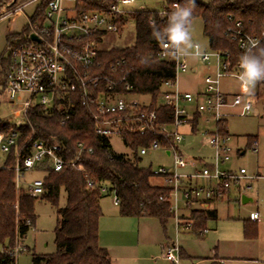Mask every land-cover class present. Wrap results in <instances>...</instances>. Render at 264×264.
I'll return each mask as SVG.
<instances>
[{"label":"trees","instance_id":"1","mask_svg":"<svg viewBox=\"0 0 264 264\" xmlns=\"http://www.w3.org/2000/svg\"><path fill=\"white\" fill-rule=\"evenodd\" d=\"M11 1L0 0V11ZM48 1L43 0L38 6L31 17L33 21L44 19ZM113 2L115 0H77L81 10L109 11ZM186 2L187 0H167L163 8L167 11L165 18H162L160 11H129L136 23L135 42L129 46L101 49L92 67L96 74L121 80L118 87L120 91L150 95L151 101L143 109L155 110L158 124L173 120V109L161 103V92L164 82L175 80L176 70L174 61L159 57L161 44L153 37L150 25L154 21L156 27L162 29L167 25L168 15L174 10V4L184 5ZM195 17L203 20L209 47L223 54L228 59L226 61L229 67L234 68L239 64L243 51L227 30L241 21L245 32L262 37L264 0H195L193 18ZM126 19L123 15L117 17L119 31ZM26 32L27 29H23L21 32L8 34V55L0 60L2 88L6 84L11 62L9 51L23 40ZM97 40L100 41V37ZM260 44L264 45V37ZM112 65L117 69L116 72L112 70ZM127 85L131 86L130 90L126 89ZM255 97L257 100H264V83L257 85ZM70 99L76 102V106L64 123L65 113L59 109V103L52 107L31 106L22 122L0 118L1 133L18 134L17 146L6 155L4 165L0 167V244H3L0 264H17L14 249L16 243L35 223V202L39 198L46 199L58 206L62 189L66 192V205L57 210L54 239L56 251L51 254L33 253V264H114L108 249L100 243L99 225L103 216L101 199L109 192L114 191L119 198L121 216L156 218L164 228L173 217L171 188L166 184L152 182L155 175L151 168L140 165L139 150L141 147H149L155 141L161 148L168 149L174 146V138L164 137L158 132L140 134L125 131L121 137L131 149L132 156L114 153L111 137L95 131L96 101L90 99L82 104L76 93L70 95ZM198 121L199 116L196 115L192 121L193 131L196 130ZM218 128L221 133L229 134L227 121L219 122ZM36 139L60 143L61 155L67 162L60 171L47 164L37 166L36 170L45 173L42 177L44 193L39 197L31 196L23 189L16 190L13 169L16 150H21L23 157L30 155ZM78 142H82L85 148L79 154ZM89 148H92V153L87 152ZM77 155L79 159L73 162ZM103 187L109 192L103 193ZM196 211L198 216L195 230L200 232L206 229L208 219L218 218L214 209ZM243 231L245 239L258 237V225L251 220H244ZM180 256H184L183 252Z\"/></svg>","mask_w":264,"mask_h":264},{"label":"built area","instance_id":"2","mask_svg":"<svg viewBox=\"0 0 264 264\" xmlns=\"http://www.w3.org/2000/svg\"><path fill=\"white\" fill-rule=\"evenodd\" d=\"M39 0H27L20 4L17 1L9 7L0 11V20L13 15L16 17L23 14V9ZM43 1V0H42ZM9 4V3H8ZM177 5V3L174 4ZM129 11L122 4V0H115L110 5L109 11L97 9H79L77 0H49L43 20L33 21L28 17L27 29L22 41L11 48V58L7 81L2 88V95L7 101L14 102L18 95H28V99H22L20 115L22 118L27 110L33 105H45L52 107L59 103V109L65 113L63 123L69 118L70 111L75 108L76 102L70 99V95L76 93L86 104L88 100H95L97 112L94 115L95 131L99 134L112 136L120 135L125 131H134L140 134L158 132L164 137L172 136L174 146L161 148L157 141L149 147H141L139 155L147 153L148 149L163 150L173 160L172 166H165L153 170L155 176L162 177L165 184L171 188L172 197L181 192L186 200L188 208L206 209L209 202L228 200L231 191L235 188L239 196H243L245 190L252 187V181L264 179V174L257 173L249 175L243 167L239 169L225 168L224 166L232 159V147L229 143V134L219 131V122L227 121L226 116L237 114L244 116L253 109L252 95H240L225 93L220 88V81L225 76L238 79L241 71L239 64L230 68L228 59L217 50H203L200 57L203 61L210 63L216 60L214 70L204 77V91L193 94L190 91L180 89L178 74L186 70V61L180 56L174 58L161 45L159 57L174 61L176 78L166 81L162 85L161 103L173 109V120L170 123L158 124V114L155 110L143 109L149 103H143L134 98L131 92L119 90L121 80L111 79L94 73V66L99 47L104 35L108 32L117 33L119 24L117 17H126ZM165 18L167 11H160ZM127 18V17H126ZM22 29V30H23ZM21 30V31H22ZM20 31V32H21ZM227 32L232 36L244 52L252 41L260 42L264 37L250 35L242 28L241 21L235 26L228 28ZM18 33V32H17ZM37 37L32 38V35ZM100 37V41L97 38ZM119 64V63H117ZM117 71L114 65L111 66ZM127 90L131 86H126ZM186 104H189L188 107ZM227 108H236V112H228ZM198 115L199 120L203 118L207 123L215 121V131L204 130L202 135L208 138L213 149L210 161L193 157L187 159L180 149L179 144L184 140V133L180 128L191 125L194 117ZM174 125L176 130L169 131V126ZM193 130V129H192ZM17 132L6 135L0 132V157L8 155L13 147L17 146ZM257 140L252 143L256 149ZM80 148L78 154L84 150L82 142H78ZM62 145L58 142H48L36 139L32 144V152L28 156H21V150H16L15 164V188L22 190V183L26 173L36 169L40 164H47L52 169L60 171L67 163L61 155ZM87 152L92 153V148ZM79 159L78 155L73 162ZM4 161L0 158V167ZM200 165V166H199ZM188 168L189 171H181ZM203 180V183H198ZM91 185V183H89ZM26 192L31 196H41L44 193V180L42 177L35 178L26 185ZM103 193H108L106 187ZM113 202L119 205V198L115 192ZM172 209H178L177 202L173 203ZM252 220L259 218L257 212L250 215ZM191 222L185 228H191ZM179 219L176 227H181ZM164 257L170 264H181L180 247L171 241L164 248Z\"/></svg>","mask_w":264,"mask_h":264},{"label":"rangeland","instance_id":"3","mask_svg":"<svg viewBox=\"0 0 264 264\" xmlns=\"http://www.w3.org/2000/svg\"><path fill=\"white\" fill-rule=\"evenodd\" d=\"M27 0H17L20 4ZM167 0H136V7L129 10H151L162 11ZM42 4V0L33 3L23 9V14L16 17L10 16L0 20V60L8 55L7 40L9 33L20 32L27 24L28 17H32ZM13 10V7L8 10ZM126 23L120 32H108L104 35L99 47L101 49H110L112 47L129 46L135 42L136 23L135 19L129 12L126 15ZM192 37L193 42L201 45L203 50L212 51L209 47L208 38L204 34V24L201 17H195L192 20ZM185 60L187 71L181 70L178 74V84L180 89L190 91L193 94L202 93L204 91V77L211 73L216 64V60L210 63L203 61L200 57L190 54L182 57ZM1 68V67H0ZM197 68L196 72L193 69ZM220 88L225 93L244 95L240 90V81L234 77L225 76L220 81ZM2 84L0 83V118L11 119L22 122L20 115L22 108V99H28V95H18L16 101H7L1 92ZM256 92V89H255ZM252 94V97L255 96ZM141 100L143 103L151 101L150 95L134 94L132 96ZM190 107L189 104H186ZM226 111L236 112V108H227ZM227 128L229 131V143L232 147V159L227 163L225 168L239 169L243 167L249 175L257 173L264 174V100H253L252 111L244 116L232 114L226 116ZM169 131H175L174 125L169 126ZM196 131L193 132L191 125H184L180 128L183 132L184 140L179 144L187 159L193 157L202 158L210 161L213 156V149L209 144L208 138L202 135L206 129L215 131L217 123L215 121L207 123L200 118ZM257 140L256 149L252 143ZM112 151L118 154L132 156L131 149L124 143L120 135L111 136ZM244 151V153H242ZM141 158L140 165L156 170L159 167L172 166V158L163 150L148 149ZM5 155L0 158L4 161ZM200 166V165H199ZM181 171H189L188 168ZM45 173L36 169L26 173L23 179L22 189L26 191V185L35 178L44 177ZM152 182L155 184L165 185L162 177L154 176ZM252 187L244 191L253 201L243 202L234 200L233 195L231 201L222 200L216 203L218 219H208L206 221V229L202 232L195 230L199 208H188L186 200L181 192L177 196L172 197L173 203L177 202L178 209L174 211L173 217L168 221L166 228L160 222L157 223V234H152V246L140 253L142 264H170L164 257V246L171 241H176L191 255L196 256L194 259H182L181 264H223L221 259H212L210 256L218 254L225 258L227 264H264V179L254 180L251 182ZM39 197V196H38ZM66 205V192L61 190L58 206L53 205L46 199H38L35 202V223L32 225L28 233L22 237L15 246V254L17 264H33L32 254H51L56 251L55 228L57 225V210ZM101 207L104 212L102 216V230L111 227L115 215L119 214V208L113 202V195H105L101 199ZM259 211L261 221L259 223L260 233L256 239L247 240L243 233V222L241 219L248 218L253 211ZM179 219L182 226L176 228V220ZM191 228L185 229L190 224ZM101 224V223H100ZM193 228V229H192ZM100 227V238L104 232ZM179 231V232H178ZM144 239H149V232H144ZM8 245V242L6 243ZM0 250H3V244H0ZM182 252L180 248V253ZM209 256V257H208ZM183 257V256H182ZM152 260H150V259Z\"/></svg>","mask_w":264,"mask_h":264},{"label":"clouds","instance_id":"4","mask_svg":"<svg viewBox=\"0 0 264 264\" xmlns=\"http://www.w3.org/2000/svg\"><path fill=\"white\" fill-rule=\"evenodd\" d=\"M124 7L129 10L136 7V0H122ZM195 0H187L184 5L177 4L168 15L165 27L158 29L155 22H151L153 37L174 58L194 54L203 55L200 44L193 42L192 20ZM240 90L244 95H252L258 84L264 83V45L252 41L251 45L239 57Z\"/></svg>","mask_w":264,"mask_h":264},{"label":"crops","instance_id":"5","mask_svg":"<svg viewBox=\"0 0 264 264\" xmlns=\"http://www.w3.org/2000/svg\"><path fill=\"white\" fill-rule=\"evenodd\" d=\"M189 65L187 66L186 63V70L188 69ZM197 68L193 69V72H196ZM199 122V121H198ZM197 130V129H196ZM195 130V131H196ZM193 131V130H192ZM193 131V132H195ZM244 153V151L242 152ZM203 180H199L198 183H203ZM235 198L234 200H241V196H239L238 189H233L230 193V197L227 201H231V196ZM243 195H246L243 193ZM246 201H253L250 197L252 195H246ZM222 201V200H221ZM242 201V200H241ZM219 201H212L208 203L206 209L208 210H216V203ZM200 209V208H199ZM259 214V218L256 220H252L250 216L248 218L241 219L242 222L244 220H251L258 225V234L260 233L259 223L261 221V214L259 211H253ZM251 212V213H253ZM250 213V215H251ZM104 215V212H103ZM218 215V212H217ZM114 220L107 230H102V217L100 219V227L102 232H104L102 238H100V243L104 247H106L109 251L110 257L114 264H142L140 253L152 246V234L155 232L157 234V223L159 222L156 218L151 217H125L121 215H115ZM218 219V218H217ZM216 219V220H217ZM183 227V226H181ZM177 228V227H176ZM184 228V227H183ZM186 229V228H185ZM144 232H149V239H144L143 235ZM179 232V231H178ZM244 233V231H243ZM248 240V239H247ZM176 242V241H174ZM179 245V244H178ZM166 246V245H165ZM164 246V248H165ZM181 248L184 256L181 257L182 259H194L196 256L191 255L185 248L179 245ZM216 256V259H221L223 264H227L224 257L218 255L217 253L213 256H210L211 259ZM209 257V256H208ZM150 259V258H149ZM152 260V259H150ZM213 260V259H212ZM211 260V263L213 264ZM168 261V260H167Z\"/></svg>","mask_w":264,"mask_h":264},{"label":"water","instance_id":"6","mask_svg":"<svg viewBox=\"0 0 264 264\" xmlns=\"http://www.w3.org/2000/svg\"><path fill=\"white\" fill-rule=\"evenodd\" d=\"M15 2H16V0H12V1L8 4L7 7L12 6ZM32 38L37 40V37H36L34 34L32 35ZM246 197H247L246 195H243V196H242V201H243V202L246 201Z\"/></svg>","mask_w":264,"mask_h":264}]
</instances>
